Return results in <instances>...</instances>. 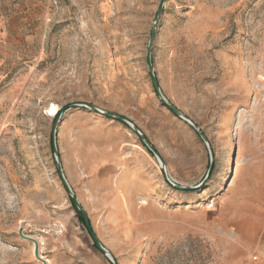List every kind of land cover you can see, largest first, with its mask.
<instances>
[{
    "label": "rangeland",
    "instance_id": "rangeland-1",
    "mask_svg": "<svg viewBox=\"0 0 264 264\" xmlns=\"http://www.w3.org/2000/svg\"><path fill=\"white\" fill-rule=\"evenodd\" d=\"M0 0V264H264V0ZM56 106L51 115L49 110ZM124 125V126H123Z\"/></svg>",
    "mask_w": 264,
    "mask_h": 264
},
{
    "label": "water",
    "instance_id": "water-1",
    "mask_svg": "<svg viewBox=\"0 0 264 264\" xmlns=\"http://www.w3.org/2000/svg\"><path fill=\"white\" fill-rule=\"evenodd\" d=\"M165 0H160L158 7H157V11H156V15L154 18V21L152 23V26L150 28V33H149V38H148V43H147V48H146V63H147V71L148 74L151 78V82L153 85V89L154 92L156 93L157 97L159 98L160 102L162 105H164L165 107H167L175 116H177L178 118L182 119L183 121H185L186 123H188L198 134V136L200 137V139L204 142V144L206 145L208 152H209V165L206 171V175L204 177V179H202L201 182H199L196 185H178L176 184L174 181H172L166 172V166L164 164V162L162 161L160 155L158 154V152L156 151L155 147L149 142V140L138 130V128L131 123L126 117L116 114V113H112L109 111H103L98 109L97 107L90 105V104H81L79 102H69L66 103L64 105H62L53 120L52 126H51V131H50V143H51V148L52 151L54 153V155L56 154V146H55V138H56V128L58 126V123L60 121V117L62 115V113L67 110L68 108L74 107V106H82L85 108H88L92 111H95L105 117L111 118V119H115L118 121H121L125 124H127L141 139L142 143L146 146V148L154 155V157L156 158L159 167L163 173L164 179L173 187L178 188V189H183V190H189V189H195L198 188L200 186H202V184L204 183V181L206 180V178L209 176L211 170H212V166H213V155H212V150L209 146V143L207 141L206 136L204 135V133L199 129V127L192 122L189 118H187L178 108H176L174 105H172L171 103H169L167 101V99L164 97V95L161 92L158 80L155 76L154 73V69L152 66V59H151V48H152V42H153V38H154V34H155V28H156V24L158 22V18L159 15L162 11L163 8V4H164ZM56 166L60 175V179L64 185V187L66 188L68 194L70 195V198L72 199L75 207L77 208V210L79 211V213L81 214V216L84 219L85 225L87 227L88 233L93 241V244L95 246V248L100 251L104 256H106L111 262L112 264H117L116 260L114 259V257L110 254V252L102 245V243L99 241V239L96 237L91 224H90V220L88 218V215L86 214V212L84 211V209L82 208V206L80 205V203L78 202L76 196L74 195L70 185L68 184L66 178L64 177L63 173H62V169L60 166L59 161L56 159Z\"/></svg>",
    "mask_w": 264,
    "mask_h": 264
},
{
    "label": "built area",
    "instance_id": "built-area-1",
    "mask_svg": "<svg viewBox=\"0 0 264 264\" xmlns=\"http://www.w3.org/2000/svg\"><path fill=\"white\" fill-rule=\"evenodd\" d=\"M259 261V257L256 254L250 256V264H256Z\"/></svg>",
    "mask_w": 264,
    "mask_h": 264
},
{
    "label": "trees",
    "instance_id": "trees-1",
    "mask_svg": "<svg viewBox=\"0 0 264 264\" xmlns=\"http://www.w3.org/2000/svg\"><path fill=\"white\" fill-rule=\"evenodd\" d=\"M70 200H71V202H72V206H73V208L75 209V211L77 212V214H78L80 220L84 221L83 217L81 216V214L79 213V211H78L77 208L75 207V205H74V203H73V201H72L71 198H70Z\"/></svg>",
    "mask_w": 264,
    "mask_h": 264
},
{
    "label": "bare ground",
    "instance_id": "bare-ground-1",
    "mask_svg": "<svg viewBox=\"0 0 264 264\" xmlns=\"http://www.w3.org/2000/svg\"><path fill=\"white\" fill-rule=\"evenodd\" d=\"M56 110H57V107H56V106H52V107L50 108L49 112H50L51 115H54L55 112H56Z\"/></svg>",
    "mask_w": 264,
    "mask_h": 264
},
{
    "label": "crops",
    "instance_id": "crops-1",
    "mask_svg": "<svg viewBox=\"0 0 264 264\" xmlns=\"http://www.w3.org/2000/svg\"><path fill=\"white\" fill-rule=\"evenodd\" d=\"M110 120H112V121H116V122H120V123H122L121 121H118V120H115V119H111V118H109ZM124 126V125H123Z\"/></svg>",
    "mask_w": 264,
    "mask_h": 264
}]
</instances>
